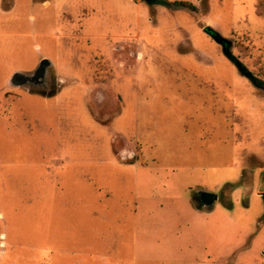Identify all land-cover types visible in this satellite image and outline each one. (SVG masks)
<instances>
[{"label":"rangeland","instance_id":"374dc122","mask_svg":"<svg viewBox=\"0 0 264 264\" xmlns=\"http://www.w3.org/2000/svg\"><path fill=\"white\" fill-rule=\"evenodd\" d=\"M45 59L40 86L12 84ZM145 118L198 148L203 165L176 172L195 188L193 203L182 201L188 234L170 235L188 246L182 258L264 264V0H0V264H42L41 226L62 230L63 242L69 227L89 225L93 243L132 232ZM104 148L118 166L99 169ZM202 191L218 194L213 208ZM198 210L213 215L192 218ZM205 219L199 240L192 228ZM157 227L140 230L138 244L169 242Z\"/></svg>","mask_w":264,"mask_h":264},{"label":"crops","instance_id":"0c3cea01","mask_svg":"<svg viewBox=\"0 0 264 264\" xmlns=\"http://www.w3.org/2000/svg\"><path fill=\"white\" fill-rule=\"evenodd\" d=\"M145 120L144 122L148 123V125H146V132H139V128L136 132V135L145 142V146L139 148L138 159L132 163L135 177L133 182L134 200L131 202L133 212L132 232L126 233L123 229L119 231L117 228L114 242L93 243L91 241V229L89 225L83 228V232H78V229L69 227L67 230L68 237L66 238V242H63L59 236L64 235L62 230H55L54 228H50L49 230V228L41 226L38 237L42 236V238H38L39 241H37L36 244L37 261L40 259L42 260V264H57V262H54L55 258H61L65 255L68 258L67 264H139V261L141 262L140 247L144 250L142 255V262L144 264H152L155 261L158 262V264L196 263L195 261L197 258L192 260L182 258V252L186 250L188 246L185 247L183 244L178 243L173 245V243L170 242V235L177 232L183 235V230L181 231V228H187L184 234H188L189 227H191V219L187 218L188 210H182L181 208L182 201L184 200L187 204L193 203L195 197L193 190L195 188L193 187V189H191L190 186L186 184L187 181H182L180 180L181 178H177L176 176L178 174L176 172H180L178 170L203 168V165L198 163V148L194 147L183 137H177L178 140H176V136L171 132L162 135L161 130H152V128L149 127V121L146 118ZM136 143L138 144V142ZM73 151H75V148H72V153ZM83 153L86 154L85 150H83ZM99 156H101L99 160V169L109 163L117 165L116 161L118 159L116 157L113 160L109 159L108 150L105 148L103 152L101 151ZM182 158H185L187 164L183 165L184 163L180 162ZM85 160L86 159H84V161ZM125 165L127 164L122 163L120 170H122ZM206 168L214 170V168L217 169L218 167H213L211 163L207 164ZM81 181L86 182V179H80V182ZM178 182H183V189L179 187L177 184ZM68 203L73 206V208L69 210L70 214L68 213V215L72 214L77 217L74 207H80V204H77L76 200H69ZM54 204L53 201L52 208H54ZM58 211H61L60 208ZM83 211L84 213L86 211L85 205ZM182 211L185 213L184 216H182ZM86 215L88 216L89 214L86 212ZM157 215L161 218L159 224L156 222L152 223L151 220ZM212 215V211L204 213L203 210H198L195 211L191 217L198 218L206 216L210 218ZM208 222V219H205V221L200 223L198 229L193 227L191 233H197L199 240H202V236L200 235L205 231L203 228L208 227ZM155 225H158L157 228H163L164 231H154V233L169 234V242L162 245L146 244L143 248V245L140 246L136 241V236H138L140 230L143 232L144 227L150 229V227L155 228ZM210 227L213 228L212 221ZM145 232L148 236L152 233V231L149 230ZM211 234L213 235L212 230ZM156 237L158 238L157 242H162L164 240V235H158ZM50 238L52 242L48 241ZM162 247H164V254H162L164 257L157 254ZM155 256H157V258H155ZM209 262V259L200 260L202 264H209Z\"/></svg>","mask_w":264,"mask_h":264},{"label":"water","instance_id":"95a60500","mask_svg":"<svg viewBox=\"0 0 264 264\" xmlns=\"http://www.w3.org/2000/svg\"><path fill=\"white\" fill-rule=\"evenodd\" d=\"M226 49H225V51H226ZM226 54L228 55V53H226ZM41 65L42 66L51 65V62L48 59H45V60L42 61ZM26 75L27 74H25V73L17 72L12 77V80H11L12 84L20 85L21 82H22V79H24V77ZM248 76L251 78V75H248ZM218 199H219L218 194H216L214 192H210V191H202V192H200V200L207 207H213L216 204V202L218 201Z\"/></svg>","mask_w":264,"mask_h":264},{"label":"flooded vegetation","instance_id":"af4514ba","mask_svg":"<svg viewBox=\"0 0 264 264\" xmlns=\"http://www.w3.org/2000/svg\"><path fill=\"white\" fill-rule=\"evenodd\" d=\"M51 65L42 66L40 65L37 70L31 74H27L24 79H22L21 84H31V85H41V80L45 79L48 74V69Z\"/></svg>","mask_w":264,"mask_h":264},{"label":"trees","instance_id":"16d2710c","mask_svg":"<svg viewBox=\"0 0 264 264\" xmlns=\"http://www.w3.org/2000/svg\"><path fill=\"white\" fill-rule=\"evenodd\" d=\"M175 4H176V5H180V6H182V7H188V8H190L192 11H197V8H196L195 6H193V5H188L187 3L176 2ZM206 30H207V31L209 30V32L214 31V30H212V28H206ZM226 53H228V55L230 56V58L235 62V64H237V66H238L240 69L244 70V66L241 64L240 61H238V59L234 58L233 54H231V52L229 51L228 48L226 49Z\"/></svg>","mask_w":264,"mask_h":264}]
</instances>
